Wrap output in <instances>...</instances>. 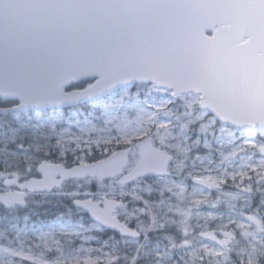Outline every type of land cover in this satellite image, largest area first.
Segmentation results:
<instances>
[{
    "label": "snow or ice",
    "instance_id": "1",
    "mask_svg": "<svg viewBox=\"0 0 264 264\" xmlns=\"http://www.w3.org/2000/svg\"><path fill=\"white\" fill-rule=\"evenodd\" d=\"M0 182L23 190L0 196V264H105L76 248L105 230L121 238L107 264H189L205 203L235 227L204 217L223 239L207 232L218 247L199 264H264V0H0ZM27 192L70 201L81 221L40 232L38 255L9 218ZM172 227L183 243L161 235Z\"/></svg>",
    "mask_w": 264,
    "mask_h": 264
},
{
    "label": "rangeland",
    "instance_id": "2",
    "mask_svg": "<svg viewBox=\"0 0 264 264\" xmlns=\"http://www.w3.org/2000/svg\"><path fill=\"white\" fill-rule=\"evenodd\" d=\"M85 87L87 86L86 84L84 85ZM162 94V95H161ZM161 96V97H160ZM159 97V99H158ZM166 95L163 93H156L153 95V99L156 102H159L163 99H166ZM87 109H81V111H86ZM69 112H72V109L68 110ZM69 131H75L77 135H79V131L77 130H69ZM247 137L243 136L242 134H238L237 136L234 137V139H236L238 141V143H243L245 141ZM259 139V137H256ZM67 139H71V137H67ZM204 154V153H202ZM81 155L83 156V153H81ZM96 155H99V152L96 153ZM72 158L71 153H69L67 155V159ZM58 158L57 157H52L53 162H56ZM256 159H259V157L257 156ZM218 162V161H217ZM236 167H239V164L236 165ZM15 171V169H13ZM7 174V173H5ZM21 177L22 179L19 180V183H21V181H24L25 179L24 177V173L23 170H21ZM40 177L39 173L33 174V175H29L27 177V179H32V178H37ZM186 187H188L189 191L186 193L187 196H191L192 195V188H198L200 187L199 185H196L194 183V180H188L186 181ZM19 191L20 189L17 187V185H12L11 187L6 188V186L0 182V193H5L6 191ZM92 190H98V189H91L86 188L85 191H89V192H95ZM212 191V195H209V200L212 201L213 203L215 202V199L218 198L219 194L216 193V190L213 189ZM223 191L225 192H232L234 193L236 191V189L231 186V182H229V185H225L223 186ZM26 195V202L28 203V207L26 209H21L16 213H12L10 215V220L12 219V221H14L20 228L25 229V231L28 233L27 236H25V241H28L29 243H26L25 247L26 249H31V251H26L25 254L26 255H38L39 250L35 248V245L37 243H39L38 240V236L40 234V232H47L50 228L52 227H56L57 230L60 227H68L71 224H75V223H70L64 220H61L58 217H48V216H43V214H47V212L51 209V207L54 205L53 204V199H48L49 196L47 198H45L42 195H34V194H25ZM205 195H208L207 192H205ZM37 197H41V198H37ZM199 198V197H197ZM175 202V201H174ZM237 207L243 209V202L242 201H238L236 202ZM189 207H192L191 204L188 205ZM22 212H24V214H21ZM251 214V212H246L245 215ZM192 218L189 220V237H188V243L190 245H194L193 247H191L190 249H188V251L186 252V256L187 259L189 260V264H199V261L196 260V257H198L200 255V250H202L205 246L209 247V250L212 247H218L214 244V242H212L211 240H207L205 239L203 236L201 235V228L203 229L204 233H206L209 230L212 229H220V225L221 222L219 219L216 220H212V219H207L205 220L204 217H211V216H216V217H224V223L228 224V229L227 230H233L235 226L231 225L227 219L228 215H229V210L227 208V205H218L216 208H212L210 207V205L208 203H205L202 206H199L198 208H194L193 212H192ZM25 216H30V222L25 224L23 222V217ZM172 219H175L177 221V224H179L180 221V217L175 216V217H170ZM79 222V221H78ZM238 231V230H237ZM87 236L90 237V239L88 240L87 243L83 242V237H81L80 242H78L76 244V248L79 249L81 246H83L86 250L90 249L91 252L85 251V253H83L82 258H86V257H91L92 259H95L97 257V255H99L101 260H104L105 264H107L106 261V256L105 253L108 252V249L104 248V244L106 242H108L109 237L112 236L110 234L109 237L104 238L103 235H99V233H87ZM161 235H168L171 236L173 238H175L178 242L183 243L184 242V238L182 236V232L180 229L176 228V227H172L170 228L166 233H161ZM116 236V235H115ZM57 239L59 238V236L56 237ZM153 239L152 243H156L157 240V234L156 233H152L150 236V239ZM116 239H121L120 237L116 236ZM3 243V242H0ZM140 243H143V240L140 241ZM153 244V245H154ZM18 246V245H17ZM124 244L121 241V248H124ZM133 246H128V251L124 252L121 251L120 255L124 256V255H131V250H132ZM102 250V252L98 253L96 250ZM193 253H195V255H193ZM203 259L205 261L208 260V257L205 255L203 257ZM231 259L233 260L234 264H239L238 258L235 256V254H233L231 256ZM20 264H30V262L28 261H22L20 262Z\"/></svg>",
    "mask_w": 264,
    "mask_h": 264
},
{
    "label": "trees",
    "instance_id": "3",
    "mask_svg": "<svg viewBox=\"0 0 264 264\" xmlns=\"http://www.w3.org/2000/svg\"><path fill=\"white\" fill-rule=\"evenodd\" d=\"M72 158L68 159V162H71ZM92 189V188H91ZM37 198H41V197H37ZM48 199H53V206L51 207V209L47 212V214H43V216H48V217H64V221H67L70 223H77L78 221H80V217L76 216V215H71L69 214L68 216H65V213L67 211V208L72 207L70 201L61 198L60 196H55V197H50ZM21 214H24V212H22ZM85 219H87V217H85ZM12 220V219H11Z\"/></svg>",
    "mask_w": 264,
    "mask_h": 264
},
{
    "label": "water",
    "instance_id": "4",
    "mask_svg": "<svg viewBox=\"0 0 264 264\" xmlns=\"http://www.w3.org/2000/svg\"><path fill=\"white\" fill-rule=\"evenodd\" d=\"M121 150H123V149H121ZM26 182H27V181H26ZM2 195H5V193H0V196H2ZM210 231H211V232H214V233H217V239H220L219 236H218V235H219V230H210ZM208 232H209V231H208ZM206 234H207V233L204 234V237H205V238H207Z\"/></svg>",
    "mask_w": 264,
    "mask_h": 264
},
{
    "label": "flooded vegetation",
    "instance_id": "5",
    "mask_svg": "<svg viewBox=\"0 0 264 264\" xmlns=\"http://www.w3.org/2000/svg\"><path fill=\"white\" fill-rule=\"evenodd\" d=\"M131 227H132L133 229H135V225H134V224H132ZM150 236H151V234H150ZM142 240H143V238L140 239V241H142ZM150 241H151V243H152L153 239L151 238ZM143 242H144V240H143ZM152 244H154V243H152Z\"/></svg>",
    "mask_w": 264,
    "mask_h": 264
},
{
    "label": "bare ground",
    "instance_id": "6",
    "mask_svg": "<svg viewBox=\"0 0 264 264\" xmlns=\"http://www.w3.org/2000/svg\"><path fill=\"white\" fill-rule=\"evenodd\" d=\"M87 87V86H86ZM162 95V94H161ZM161 97V96H160ZM158 99H159V97H158ZM243 136H246V135H244V134H242ZM258 139V138H257Z\"/></svg>",
    "mask_w": 264,
    "mask_h": 264
}]
</instances>
